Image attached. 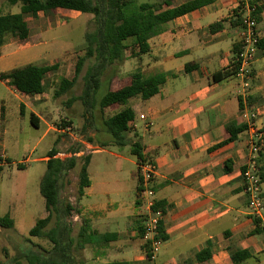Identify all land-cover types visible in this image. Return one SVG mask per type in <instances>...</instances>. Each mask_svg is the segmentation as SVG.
<instances>
[{
  "label": "crops",
  "instance_id": "1",
  "mask_svg": "<svg viewBox=\"0 0 264 264\" xmlns=\"http://www.w3.org/2000/svg\"><path fill=\"white\" fill-rule=\"evenodd\" d=\"M188 1L191 0L145 2L166 10ZM252 3L259 9L257 31L263 38L264 0ZM14 5H19L20 10L19 3ZM237 8L238 0H209L164 23L160 33L148 40L149 51L140 56L142 63L137 67L144 76L165 73V81L155 95L147 99L132 97L126 105L135 115L130 124L133 140L139 141L146 162L154 166L147 185L163 209L166 240L154 261L146 260L141 232L144 198L139 195L143 182L137 190L141 176L137 159L130 154L129 146L126 154L110 152L117 159L116 169L100 171L94 180L88 169L92 154L103 150L97 149L89 156L86 170L90 183L78 199V215L90 224L93 243L88 245L93 256L121 254L90 263L126 260L129 264H236L232 254L239 252L245 257L237 264H243L251 257L259 261L258 256L264 254V232H253L256 225L248 213L242 179L255 133L264 131V48L257 47L249 86L243 91L231 71L236 58L234 48L240 40V27L232 24ZM55 12L65 15L76 11L59 8ZM43 15L39 11L35 18ZM22 17L28 25L27 38L21 41L14 37L13 45L5 40L0 46V57L33 47L41 32L52 28V16L47 17L46 27L34 29L28 24L32 16L22 13ZM217 22L221 26L210 30V25ZM53 64L58 67V62L52 60L43 65ZM128 76L129 73L124 79ZM45 79L46 76L42 92L35 95L23 94L0 80L9 95L0 97V144L6 133L9 108L16 110L19 117L28 111L29 120L33 114L36 126L39 120L47 124L39 114L46 106L39 102L45 99ZM227 125L245 128L235 139L224 143L229 137ZM55 144L59 147L61 143L55 139ZM57 147L54 148L59 151ZM9 160L4 152L0 153V172L6 165H16ZM255 160L258 173L264 174V145ZM226 161L228 171L224 169ZM124 167L130 169L123 172ZM260 188L264 202V179ZM83 197L89 201H81ZM204 249L207 253L198 260L197 254Z\"/></svg>",
  "mask_w": 264,
  "mask_h": 264
},
{
  "label": "trees",
  "instance_id": "2",
  "mask_svg": "<svg viewBox=\"0 0 264 264\" xmlns=\"http://www.w3.org/2000/svg\"><path fill=\"white\" fill-rule=\"evenodd\" d=\"M209 0H191L179 6L160 10L157 6L135 0H7L10 5L20 4V10L16 13H2L0 10V46L4 44L8 36L16 37L23 41L28 36V25L22 17V13H29L32 17L41 11L43 14H52L56 9L75 10L81 13L93 15L95 28L86 31L84 54L77 56L74 65V75L71 79L62 77L58 88L54 91L55 96H59L68 91L75 81V77L82 69L86 59L93 57L94 62L89 65L83 75L84 86L81 94L77 97L81 100L86 111L96 107L100 112L105 108L112 107L118 109L103 118L105 132L109 141L119 147L129 146V152L137 162H145L142 154V147L138 140L127 137L126 132L130 129V124L134 119V111L127 106L128 99L139 96L142 99L150 98L159 91V87L165 81V73H155L144 76L140 67H136L129 73L128 79L122 78V83L113 86L115 77L113 71L108 75L109 69H113L115 64L123 61L126 57L125 50L130 49L132 57H140L149 51L148 40L159 34L164 23L190 12L197 7L207 3ZM259 9H256L255 16L258 17ZM235 22L233 25L241 27V16L238 9L234 11ZM221 23L210 25V30L219 28ZM129 42V43H127ZM257 47L264 48V37L260 38ZM239 52V45L234 48L235 57ZM238 59L235 58L231 65V71L236 73ZM57 69V64L38 65L26 64L21 67H14L9 71L0 72V80L6 81L20 92L26 95H35L43 90L42 81L46 74ZM108 75V76H107ZM105 81L107 88L96 99L101 84ZM34 115L30 114V122L36 126ZM69 122L62 124L68 125ZM245 126L234 127L227 125L226 130L229 137L224 143L232 141ZM88 141L92 139L88 138ZM79 144L70 149L71 156L58 157L56 148H51L46 156L45 171L39 183V192L44 199L46 215L36 220L29 229L28 235L46 238L50 243L49 249H29L25 254L28 264H129L126 260H113L108 262L88 263L75 256L76 251H80L86 244L93 243L91 237V227L88 221L83 220L77 234H72L69 221L75 210L73 204L64 199L61 190L67 183V175L81 160L78 171V195H82L83 189L89 185L87 175V164L89 154L78 158L76 154L80 152ZM228 161L225 162L224 169L228 171ZM18 169L22 168L17 164ZM260 181L264 179L263 173H258ZM142 177L139 176L137 190L141 189ZM160 208L157 201L154 207ZM163 212V209H162ZM164 213V212H163ZM256 225L253 232H264L261 220L252 217ZM53 225L46 229L50 221ZM13 220L8 214L0 216V226L11 227ZM143 233V228H141ZM158 235L162 240H166V235L162 228V219L158 226ZM105 240L107 238L105 237ZM144 252L148 256L150 245L145 242ZM207 250L204 249L197 254V259L202 260ZM245 257V253L236 252L232 254L233 261H238Z\"/></svg>",
  "mask_w": 264,
  "mask_h": 264
},
{
  "label": "rangeland",
  "instance_id": "3",
  "mask_svg": "<svg viewBox=\"0 0 264 264\" xmlns=\"http://www.w3.org/2000/svg\"><path fill=\"white\" fill-rule=\"evenodd\" d=\"M135 1L141 3L148 0ZM0 10L3 13H16L19 12V5H10L7 0H0ZM48 16H52L49 19L52 28L41 32L40 40L36 42V45L22 49L11 56L6 54L7 57L5 55L0 57L1 71H9L26 64L42 65L50 60L58 62L57 69L46 75L45 95H43L45 99L39 101L41 105L46 104L39 114L47 124H42V120H39L38 126L31 124L28 111L22 117H19L16 110L10 108L6 112L7 129L0 144V153L4 152L5 156L10 159L9 161H15L16 165L12 167L6 165L0 172V216L9 212L8 215L13 220L11 227L0 226V264H28L25 254L29 249H49L51 247V243L46 238L29 236L28 231L37 219L46 215L44 199L39 192V183L45 171V162L42 160H46L47 157L42 160L40 158L45 156L51 148L57 147L55 139L58 144L61 143L57 147L59 152L56 155L61 158L71 156L70 149L76 144H79L80 149V152L76 154L78 158L91 155L94 147L103 149L101 153L92 154L88 172L94 180L100 171L116 169L117 159L111 154L112 152L121 154L127 152V146L119 147L109 141L103 125L105 115L113 113L115 109L108 107L100 112L96 106L86 111L81 100L77 98L84 86L83 75L87 67L94 62L93 57L85 60L68 91L59 96L54 95L60 79L62 77L70 79L74 75L77 56L84 54L85 33L95 28L93 15L77 11L65 15L54 12L44 14L41 19L29 17L28 24L32 29L46 27ZM14 39L12 36L6 38L11 45L14 44ZM125 54V59L115 64L113 69H109L107 73L110 75L113 71L115 72L112 81L114 87L122 83V78L142 63L141 57L130 55L129 48L125 50ZM106 88L104 81L96 99L104 93ZM0 97H9L5 87L1 84ZM65 122L69 124L63 126ZM61 129L64 131H59ZM126 135L133 140V125L130 126ZM88 138L92 141H88ZM87 144L91 147L87 148ZM17 164H21L22 168L18 169ZM80 164L81 160H78L77 165L69 171L67 183L61 190L62 197L73 204L76 210L69 218L73 235L77 234L82 224L77 207L78 199L81 198L77 193ZM129 169V167H124L123 172ZM124 185L127 186L128 182L125 181ZM81 201H89V199L83 197ZM52 225L53 220L46 229ZM89 247L90 245H85L83 249L75 252V256L90 263L97 259H112L121 254V252H114L104 257L93 256ZM162 248L161 245L160 251ZM258 260L254 261L251 257L243 264H264V254L258 256Z\"/></svg>",
  "mask_w": 264,
  "mask_h": 264
},
{
  "label": "built area",
  "instance_id": "4",
  "mask_svg": "<svg viewBox=\"0 0 264 264\" xmlns=\"http://www.w3.org/2000/svg\"><path fill=\"white\" fill-rule=\"evenodd\" d=\"M238 12L241 16L239 52L236 55L238 59V67L235 76L238 78L243 91L249 86L250 82V67L255 58L259 34L257 31V19L255 16L256 7L252 0H238ZM253 117V114H250ZM143 118V115L139 116ZM59 131H64L63 129ZM264 131H257L251 144V156L242 172L243 188L248 198V213L251 217H257L261 220L264 227V202L261 197V181L258 175V167L256 164V154L261 150L264 143ZM87 148L91 147L88 146ZM100 148L94 147V150ZM138 170L142 177L143 187L139 192L140 198H144L142 227L143 237L145 242H148L150 249L148 256L145 258L148 261H154L157 251L163 243L162 238L158 235L159 222L163 217L162 209L155 208V199L152 190L147 183L154 173V166L150 162H139ZM263 219V221H262Z\"/></svg>",
  "mask_w": 264,
  "mask_h": 264
}]
</instances>
